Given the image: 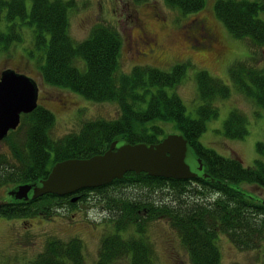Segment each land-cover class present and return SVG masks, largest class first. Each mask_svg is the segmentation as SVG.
<instances>
[{
    "label": "trees",
    "instance_id": "16d2710c",
    "mask_svg": "<svg viewBox=\"0 0 264 264\" xmlns=\"http://www.w3.org/2000/svg\"><path fill=\"white\" fill-rule=\"evenodd\" d=\"M163 1L183 15L200 12L205 2ZM71 9V0H0V21L6 24L0 32V45L20 42L22 28L28 27L34 48L29 56L41 54L39 72L46 85L91 103L116 104L119 116L113 121L85 122L78 132L53 140L51 113L37 107L22 115L18 128L5 141L10 158L0 154V188L45 180L56 163L103 155L114 142L155 145L165 136L162 127L169 125L185 138L208 179L174 181L128 173L108 186L77 193L74 203L71 199L75 196H44L27 202L10 198L0 202V218L48 220L79 205H97L110 216L112 233L101 240L95 264H154L151 245L143 235L145 225L160 219L177 234L190 264H218L220 235L239 250H257L264 240V200L242 186L264 191V162L260 160L264 159V144L256 145L259 159L253 167L245 168L236 158H222L199 142L206 123L218 117L215 102L229 98V87L206 72H198L195 81L200 106L192 119L174 93L190 65H177L170 73L136 66L123 74L120 36L112 28L96 26L84 41L74 42L68 33ZM214 15L233 39L247 41L252 48L264 46V21L258 18L264 15V0H217ZM228 75L236 92L264 110V69L239 62ZM246 126V117L232 110L223 124V136L242 140ZM12 136L17 140L11 141ZM127 191L130 194H125ZM129 231L132 236L121 237ZM81 252L78 239H52L29 264H85Z\"/></svg>",
    "mask_w": 264,
    "mask_h": 264
},
{
    "label": "rangeland",
    "instance_id": "374dc122",
    "mask_svg": "<svg viewBox=\"0 0 264 264\" xmlns=\"http://www.w3.org/2000/svg\"><path fill=\"white\" fill-rule=\"evenodd\" d=\"M204 1L200 12L183 15L168 7L163 0H71L68 33L74 42L80 43L96 26L114 29L121 38L119 67L123 74H129L136 66L170 73L177 65H190L174 93L183 103L186 115L192 119L196 118V110L200 106L195 81L198 72H206L210 77L228 86L229 98L215 102L218 117L206 123L205 132L199 142L220 157L236 158L243 167L251 168L259 159L256 145L264 144V110L233 89L228 73L229 69L239 62L264 69V46L252 48L247 41L233 39L214 15L217 0ZM28 5L29 3L27 7ZM258 18L264 21V15ZM199 22H205L211 30L213 44L207 48L208 52L190 50L188 45L187 48L181 42L188 27L192 31L205 27ZM5 25L1 20L0 32H4ZM139 28L150 39L156 38L159 52L151 57L143 58V50L138 51L135 48ZM202 35L206 37L204 31ZM21 36L20 42H11L6 47L0 46V74L10 69L34 81L38 89V106L49 111L54 117L55 123L50 132L53 140L78 132L85 122L113 121L118 118L119 109L116 104L91 103L77 94L46 85L39 72L41 54L34 53V58L29 56L34 49L32 31L23 27ZM148 43L149 41L146 42ZM193 44L196 48L200 46L197 41ZM205 44L209 45V41ZM77 68L81 70L79 66ZM167 93L172 94L173 91L168 90ZM232 110L246 117L247 135L242 140H228L223 136V124ZM162 128L166 136L178 134L170 125ZM10 139L16 141L17 136ZM0 154L6 159L10 158L7 142L0 143ZM260 160L264 162V159ZM242 189L264 200V191L260 188L243 185ZM11 190L12 188L7 186L0 188V202L9 201L8 193ZM129 192L125 194H130ZM111 233L110 216L92 204L79 205L74 210H63L48 220L0 218V264H29L43 252L46 242L52 239L63 242L70 239L80 240L85 264H95L101 240ZM132 235L133 232L129 231L121 237L125 239ZM143 237L151 245L154 264H190L187 252L166 220L149 222L145 225ZM217 247L220 254L218 264H261L264 259V240L257 250L242 251L234 247L224 235H220Z\"/></svg>",
    "mask_w": 264,
    "mask_h": 264
},
{
    "label": "water",
    "instance_id": "95a60500",
    "mask_svg": "<svg viewBox=\"0 0 264 264\" xmlns=\"http://www.w3.org/2000/svg\"><path fill=\"white\" fill-rule=\"evenodd\" d=\"M37 88L29 78L5 71L0 78V141L19 125L21 114L36 108ZM145 174L174 181L207 180L203 165L181 135H168L155 144L129 145L114 142L99 156L56 163L45 180L15 188L9 196L18 201H36L44 196L73 197L121 180L124 175ZM77 197L71 199L74 203Z\"/></svg>",
    "mask_w": 264,
    "mask_h": 264
},
{
    "label": "flooded vegetation",
    "instance_id": "af4514ba",
    "mask_svg": "<svg viewBox=\"0 0 264 264\" xmlns=\"http://www.w3.org/2000/svg\"><path fill=\"white\" fill-rule=\"evenodd\" d=\"M136 23L138 24V18L135 19ZM200 25L202 24L205 27H199L198 29L192 31L189 29V27L186 29V36H182L181 42L185 46H189L190 50H198L202 52H208V47H210V44H213V39L211 37V30L208 28V26L205 24V22H199ZM205 24V25H204ZM205 32L206 37H203L202 32ZM138 36L135 38V48L139 51L140 49L143 50V58L151 57L154 54H156L158 51L159 46L157 45L156 38L151 37L149 38L148 35H146L141 28L138 29ZM149 41L148 44L146 42ZM200 44L198 48L195 47L193 42H196ZM209 41V45H206L205 43ZM180 44V41H178ZM187 46V48H188ZM147 49V50H146ZM188 49V50H189Z\"/></svg>",
    "mask_w": 264,
    "mask_h": 264
}]
</instances>
